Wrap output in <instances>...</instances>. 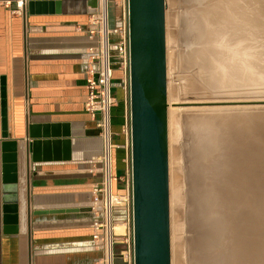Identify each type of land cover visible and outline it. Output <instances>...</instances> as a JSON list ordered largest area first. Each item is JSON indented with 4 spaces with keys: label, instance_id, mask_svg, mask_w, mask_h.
I'll list each match as a JSON object with an SVG mask.
<instances>
[{
    "label": "crops",
    "instance_id": "obj_1",
    "mask_svg": "<svg viewBox=\"0 0 264 264\" xmlns=\"http://www.w3.org/2000/svg\"><path fill=\"white\" fill-rule=\"evenodd\" d=\"M27 0H0V85L5 83V132L18 146L19 221L17 233L4 221L0 107V264H99L101 252L92 239L95 216L91 210L93 187L101 180L102 143L97 120L85 109L89 95L88 48L90 14L71 11L41 12ZM40 12V13H39ZM120 14L116 10L114 18ZM113 110L114 189L127 192L122 126L129 116L124 73L115 69ZM3 80V81H2ZM1 101V96H0ZM39 127L59 142L40 146L39 161L29 153L30 127ZM66 144H64V143ZM121 142V143H120ZM55 147V148H54ZM124 152V153H123ZM122 153L124 157H122ZM125 232L118 247L132 243L129 219L117 214ZM128 251L119 250L116 264H131Z\"/></svg>",
    "mask_w": 264,
    "mask_h": 264
},
{
    "label": "rangeland",
    "instance_id": "obj_2",
    "mask_svg": "<svg viewBox=\"0 0 264 264\" xmlns=\"http://www.w3.org/2000/svg\"><path fill=\"white\" fill-rule=\"evenodd\" d=\"M112 2L116 12L119 9L117 4H122V0ZM166 3L172 264H199L203 257L205 231L209 226L204 220L206 210H202L199 179L204 177L205 180L208 177L203 184L216 190L209 209H215L214 215H224L231 225H235V231L230 232L233 235L232 244L241 242L243 231L239 228L243 229L246 218L250 219L251 210L236 207L238 215H233L229 206L244 193L243 173L247 174L250 182L264 181V159L261 157L264 156V145H260L264 136H248L240 149H227L228 145L222 146L219 142V149L211 158L204 160L197 149L201 136L198 123L208 120H237L243 116L263 117L264 80L237 83L235 86L205 83L198 67L190 59L193 46L189 23L193 1L166 0ZM260 152L262 154L255 155L256 158H249L251 153ZM204 171L206 174H203ZM237 183L242 188H238ZM248 189L252 194H258V199L264 198V184ZM176 194L179 195L178 199ZM261 211H264V205ZM129 230L131 233V218ZM116 231L123 234L125 226L118 224ZM228 237L229 235L224 242L225 247L229 245ZM120 249L127 251V244L125 248H120L117 243L116 263ZM208 254L216 258L217 248L211 249Z\"/></svg>",
    "mask_w": 264,
    "mask_h": 264
},
{
    "label": "water",
    "instance_id": "obj_3",
    "mask_svg": "<svg viewBox=\"0 0 264 264\" xmlns=\"http://www.w3.org/2000/svg\"><path fill=\"white\" fill-rule=\"evenodd\" d=\"M111 2L114 0H110ZM113 3V2H112ZM111 3V23L115 11ZM38 11H71V14H94L97 0L71 2H32ZM129 70L128 103L131 132V239L132 264H172L169 103L167 75V3L166 0H127ZM40 13V12H39ZM3 81V80H2ZM6 85H0L2 133L3 213L4 221L17 233L19 221L18 146L5 132L7 117ZM31 126L29 153L39 161L40 146L56 144L57 138L36 131ZM64 143V142H63ZM66 144V143H64ZM55 148V147H54Z\"/></svg>",
    "mask_w": 264,
    "mask_h": 264
},
{
    "label": "bare ground",
    "instance_id": "obj_4",
    "mask_svg": "<svg viewBox=\"0 0 264 264\" xmlns=\"http://www.w3.org/2000/svg\"><path fill=\"white\" fill-rule=\"evenodd\" d=\"M192 1L189 30L193 49L190 59L198 67L204 82L214 86H235L237 83L264 80V0ZM198 124L201 126H198L201 136L197 149L204 160L211 158L219 149V142L221 145H228L227 149H240L248 136H264V116L208 120ZM260 143L264 145V140ZM261 154L251 153L249 158L253 159L257 157L255 155ZM261 157L264 159V156ZM178 174L179 172L176 173L177 176ZM203 174H206L205 171ZM243 175L244 193L229 208L233 215H238L236 207L250 209L252 215L250 219L246 218L243 229L239 228L243 231V236L236 245L232 244L230 233L235 231V225H231L224 215H214L215 209H209L216 190L203 184L208 177L205 180L204 177L199 179L202 210H206L204 220L209 225L205 231L203 257L199 264H264V211H261L264 198L258 199V194H252L248 189L256 185L259 187L264 181L250 182L247 174ZM239 180L241 181L240 178ZM237 184L238 188H242L240 183ZM233 192L236 193L235 190ZM178 194L176 199L179 198ZM228 235L229 245L226 248L224 242ZM215 248L218 254L213 258L208 252Z\"/></svg>",
    "mask_w": 264,
    "mask_h": 264
},
{
    "label": "built area",
    "instance_id": "obj_5",
    "mask_svg": "<svg viewBox=\"0 0 264 264\" xmlns=\"http://www.w3.org/2000/svg\"><path fill=\"white\" fill-rule=\"evenodd\" d=\"M21 9L27 0H16ZM97 12L90 15L89 39L94 43L88 48L89 63V95L85 103L86 111L97 120L99 138L102 143L100 157L101 180L93 187L91 210L95 216L92 224V239L95 247L101 252L99 264H116L117 238L116 228L120 224L117 218L119 212H125L130 220L132 215L131 197V132L129 116L122 126L125 150L127 192L118 194L114 189V159L116 148L113 132V110L118 104L114 95L113 60H118V68L123 71L124 89L128 93L129 70V37L127 0L117 7L120 14L115 17L114 26L111 23V1L97 0ZM128 256L132 264V245L128 247Z\"/></svg>",
    "mask_w": 264,
    "mask_h": 264
},
{
    "label": "trees",
    "instance_id": "obj_6",
    "mask_svg": "<svg viewBox=\"0 0 264 264\" xmlns=\"http://www.w3.org/2000/svg\"><path fill=\"white\" fill-rule=\"evenodd\" d=\"M113 67H114L115 69H118L119 66H118V60H117V59H114V60H113ZM115 73H116V72L114 71V76H115ZM114 95H115V93H114ZM115 96H116V95H115ZM123 142H124V141H122V143H123ZM120 143H121V142H120ZM124 152H125V151H124ZM124 152H123V153H124ZM123 153H122V157H124V154H123Z\"/></svg>",
    "mask_w": 264,
    "mask_h": 264
}]
</instances>
